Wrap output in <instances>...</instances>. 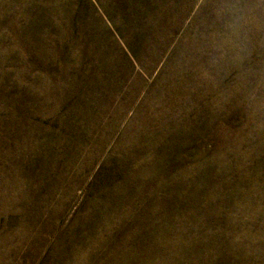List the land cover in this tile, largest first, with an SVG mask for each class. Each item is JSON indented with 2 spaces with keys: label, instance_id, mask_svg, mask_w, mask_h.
I'll return each mask as SVG.
<instances>
[{
  "label": "rangeland",
  "instance_id": "1",
  "mask_svg": "<svg viewBox=\"0 0 264 264\" xmlns=\"http://www.w3.org/2000/svg\"><path fill=\"white\" fill-rule=\"evenodd\" d=\"M0 264H264V0H0Z\"/></svg>",
  "mask_w": 264,
  "mask_h": 264
}]
</instances>
